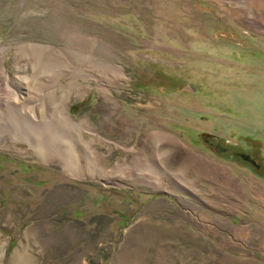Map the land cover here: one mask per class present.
<instances>
[{"label": "rangeland", "instance_id": "rangeland-1", "mask_svg": "<svg viewBox=\"0 0 264 264\" xmlns=\"http://www.w3.org/2000/svg\"><path fill=\"white\" fill-rule=\"evenodd\" d=\"M0 101V264H264V0H0Z\"/></svg>", "mask_w": 264, "mask_h": 264}, {"label": "bare ground", "instance_id": "bare-ground-1", "mask_svg": "<svg viewBox=\"0 0 264 264\" xmlns=\"http://www.w3.org/2000/svg\"><path fill=\"white\" fill-rule=\"evenodd\" d=\"M16 98V97H15ZM15 100V99H14ZM3 105V103L0 101V111H1V106ZM4 106V105H3ZM55 107V106H54ZM56 108V107H55ZM55 112V111H54ZM2 112H0V118L1 117H3L2 116ZM53 115H55V116H57L55 113H53ZM57 119V118H56ZM55 119V120H56ZM5 120V119H4ZM58 120V119H57ZM62 119H60V123L61 122H63V121H61ZM53 121H54V119H53ZM16 122H19V121H16ZM33 122V121H32ZM39 122V121H38ZM49 122V121H48ZM47 122V123H48ZM10 123V124H9ZM12 123H13V121H12ZM11 122H9V120L8 121H3L2 123H0V140L1 139H3L4 137H7V138H12V139H22V140H25V141H27L28 143H29V145L30 146H34V148L36 149V150H38L39 149V151L41 150V147H40V143H39V140H33L32 141V139L30 140L29 138H28V136L29 137H31L32 136V130L34 131V133H36L38 130H39V128H41V127H39V128H34V127H32L33 129L31 130V128H29V130H31L30 131V133L29 132H27V130H25V132H23L24 131V129H26V128H22V129H20L19 127L17 128L16 127V125H15V123H13V126L11 127L10 125L12 124ZM52 123V122H51ZM58 123V122H57ZM56 123V124H57ZM50 124V123H49ZM54 124H55V121H54ZM55 124V125H56ZM27 125V124H26ZM44 125H45V123H44ZM48 125V124H47ZM19 126V125H18ZM48 126H50V125H48ZM23 127H25V126H23ZM30 127V126H29ZM53 127V126H52ZM43 129V128H42ZM28 130V131H29ZM46 130H47V128H46ZM39 131H41V130H39ZM38 131V132H39ZM49 131V134H50V130H48ZM44 132H45V130H44ZM43 132V133H44ZM68 132L69 131H67V128H65L64 129V132L62 133V131L60 130V132H59V136H57L56 135V138H58V137H60V136H62L63 138H64V140H65V142H67L66 143V146H65V151H64V159H65V162H64V165H65V168H66V170L68 169V171H70V172H73V171H75V166H76V164H74V162H75V160H73L72 158V156H73V154L71 155V149H72V147H68V146H70V144H69V141H70V139L72 138V136H70L69 137V134H68ZM40 133V132H39ZM53 133H54V130H53ZM30 134V135H29ZM38 134V133H37ZM52 134V133H51ZM47 135H48V133H47ZM37 137V136H36ZM44 137V136H43ZM47 138H49V137H47ZM50 138H52V139H56L55 138V136H54V134H52L51 136H50ZM49 138V139H50ZM70 138V139H69ZM36 139V138H35ZM73 139H75V137L73 138ZM72 139V141H74ZM51 140V139H50ZM53 141V140H52ZM54 142V141H53ZM53 142L51 143L52 145H53ZM68 145V146H67ZM72 145V144H71ZM75 146V145H74ZM67 147H68V149H67ZM84 147V146H83ZM82 149V151L80 150V153L81 154H83L85 157H86V159H87V168H88V170H89V172H92V171H94L95 169H94V164H92V162H91V159L89 160V156L85 153V151L83 150V148H81ZM74 158H75V155H74Z\"/></svg>", "mask_w": 264, "mask_h": 264}, {"label": "water", "instance_id": "water-1", "mask_svg": "<svg viewBox=\"0 0 264 264\" xmlns=\"http://www.w3.org/2000/svg\"><path fill=\"white\" fill-rule=\"evenodd\" d=\"M217 148H218L219 152H221V153H225V151H226V150L221 149V147H219V146H217ZM240 159L250 163L253 167L258 168L256 161L251 160V158L249 156L242 154V155H240Z\"/></svg>", "mask_w": 264, "mask_h": 264}, {"label": "flooded vegetation", "instance_id": "flooded-vegetation-1", "mask_svg": "<svg viewBox=\"0 0 264 264\" xmlns=\"http://www.w3.org/2000/svg\"><path fill=\"white\" fill-rule=\"evenodd\" d=\"M215 150L217 151L218 150V148L217 147H215ZM226 151H225V153L224 154H227L228 153V149H225ZM219 151V150H218ZM246 155V154H245ZM238 156V158L240 159V155H237ZM250 157V156H249ZM251 158V157H250ZM241 160V159H240ZM251 160H252V158H251ZM242 161V160H241ZM244 161V160H243ZM246 163H248V162H246ZM257 163V162H256ZM253 169L255 168V169H257V170H260L261 169V167L258 165V163H257V166H258V168H256V167H253L250 163H248Z\"/></svg>", "mask_w": 264, "mask_h": 264}]
</instances>
